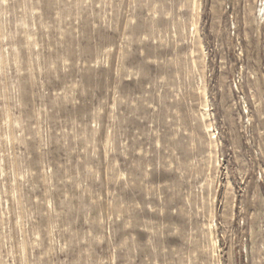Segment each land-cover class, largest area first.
Listing matches in <instances>:
<instances>
[{
	"label": "rangeland",
	"instance_id": "obj_1",
	"mask_svg": "<svg viewBox=\"0 0 264 264\" xmlns=\"http://www.w3.org/2000/svg\"><path fill=\"white\" fill-rule=\"evenodd\" d=\"M261 1L0 0V264H264Z\"/></svg>",
	"mask_w": 264,
	"mask_h": 264
},
{
	"label": "bare ground",
	"instance_id": "obj_2",
	"mask_svg": "<svg viewBox=\"0 0 264 264\" xmlns=\"http://www.w3.org/2000/svg\"><path fill=\"white\" fill-rule=\"evenodd\" d=\"M261 2H262V5H261V8H260V12H259L260 21L264 20V1H261ZM205 108L207 109V107H205ZM205 116H209L208 112H206Z\"/></svg>",
	"mask_w": 264,
	"mask_h": 264
}]
</instances>
